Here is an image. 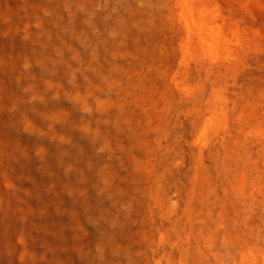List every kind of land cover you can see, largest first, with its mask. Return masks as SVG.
Returning a JSON list of instances; mask_svg holds the SVG:
<instances>
[{
	"label": "rangeland",
	"instance_id": "obj_1",
	"mask_svg": "<svg viewBox=\"0 0 264 264\" xmlns=\"http://www.w3.org/2000/svg\"><path fill=\"white\" fill-rule=\"evenodd\" d=\"M0 264H264V0H0Z\"/></svg>",
	"mask_w": 264,
	"mask_h": 264
},
{
	"label": "bare ground",
	"instance_id": "obj_2",
	"mask_svg": "<svg viewBox=\"0 0 264 264\" xmlns=\"http://www.w3.org/2000/svg\"><path fill=\"white\" fill-rule=\"evenodd\" d=\"M184 6L185 7H184V10L182 12L183 21L185 22V24L188 27H192L195 24V19H194V16H193L192 9H191V7L188 6L187 3H184ZM219 35H220V32L217 31L216 33H214L213 36L218 37Z\"/></svg>",
	"mask_w": 264,
	"mask_h": 264
}]
</instances>
